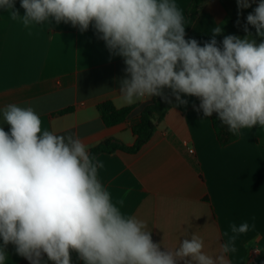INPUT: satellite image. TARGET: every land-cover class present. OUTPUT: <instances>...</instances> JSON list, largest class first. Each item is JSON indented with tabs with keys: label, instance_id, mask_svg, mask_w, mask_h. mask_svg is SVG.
Wrapping results in <instances>:
<instances>
[{
	"label": "clouds",
	"instance_id": "obj_1",
	"mask_svg": "<svg viewBox=\"0 0 264 264\" xmlns=\"http://www.w3.org/2000/svg\"><path fill=\"white\" fill-rule=\"evenodd\" d=\"M246 16L245 36L218 42L221 26L203 46L186 39L185 16L175 0H0V9L26 28L71 24L81 33L91 26L112 56L125 64L119 81L126 105L161 97L170 89L178 105L199 99L197 111L214 113L229 133L264 128V0H236ZM248 25L255 29V36ZM259 38V39H257ZM0 120V264L7 247L29 264H228L236 241L255 225L230 224L216 256L192 235L174 250L152 239L146 224L122 212L98 178L103 162L72 135L42 130L33 108L9 104ZM131 189H126L127 196ZM46 257V259H45Z\"/></svg>",
	"mask_w": 264,
	"mask_h": 264
},
{
	"label": "crops",
	"instance_id": "obj_2",
	"mask_svg": "<svg viewBox=\"0 0 264 264\" xmlns=\"http://www.w3.org/2000/svg\"><path fill=\"white\" fill-rule=\"evenodd\" d=\"M185 19L192 0H175ZM20 14V0H16ZM236 0H204L186 39L201 46L221 26L217 41L233 34L245 36L246 16ZM255 36V29L248 25ZM259 39V38H257ZM121 57L112 56L90 26L81 33L71 24L26 28L0 9V116L9 104L31 107L42 120V130L72 135L90 150L107 139L133 146V127L153 101L126 105L119 81L125 77ZM172 96L171 90L168 89ZM158 123L151 140L136 154H101L104 167L98 178L113 199L124 198L122 212L142 220L154 242L174 251L192 235L204 241V252L216 256L227 240L230 224L255 225L227 254L228 264H264V128L242 129L237 141L221 146L211 117L197 111L199 99L183 97ZM110 100L117 108L133 107L128 119L107 127L98 105ZM72 108L70 112L60 113ZM5 131L9 126L0 120ZM131 189L127 196L125 190ZM258 253H255V251ZM5 264H20L13 245ZM72 264H83L75 252ZM50 264V263H49Z\"/></svg>",
	"mask_w": 264,
	"mask_h": 264
},
{
	"label": "trees",
	"instance_id": "obj_3",
	"mask_svg": "<svg viewBox=\"0 0 264 264\" xmlns=\"http://www.w3.org/2000/svg\"><path fill=\"white\" fill-rule=\"evenodd\" d=\"M203 2L204 0H192L185 19L186 34L191 29ZM164 95L168 97V100L171 102H168L161 97H153L152 103L142 111L140 122L133 127V132L137 136L136 142L133 146H127L116 139H107L91 148L89 150L90 154L98 158L101 154H113L117 151H123L130 154L138 153L151 140L157 131L158 123L165 118L168 111L174 105V98L169 95L168 89H164ZM71 110L72 108H68L62 110L60 113H67ZM98 110L104 124L107 127H112L126 121L131 114L133 107L117 108L112 101L107 100L98 105ZM211 119L221 146H227L239 139L240 135L236 136L229 133L227 128L221 124L215 113L211 116ZM20 264H29V262L24 259Z\"/></svg>",
	"mask_w": 264,
	"mask_h": 264
},
{
	"label": "built area",
	"instance_id": "obj_4",
	"mask_svg": "<svg viewBox=\"0 0 264 264\" xmlns=\"http://www.w3.org/2000/svg\"><path fill=\"white\" fill-rule=\"evenodd\" d=\"M255 253H258V251L256 250Z\"/></svg>",
	"mask_w": 264,
	"mask_h": 264
}]
</instances>
